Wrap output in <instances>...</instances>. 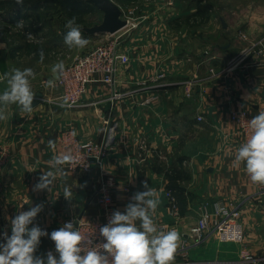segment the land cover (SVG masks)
<instances>
[{
	"label": "crops",
	"instance_id": "0c3cea01",
	"mask_svg": "<svg viewBox=\"0 0 264 264\" xmlns=\"http://www.w3.org/2000/svg\"><path fill=\"white\" fill-rule=\"evenodd\" d=\"M178 13L166 23L156 15L153 21H134L131 35L118 51L113 86L90 84L76 108L54 103L62 94L58 79L54 88L46 86L54 77L51 67L58 61L45 59L37 66L36 79L31 80L35 93L31 115L12 105L6 109L7 119L0 121V234L7 231L11 235V219L41 204V212L29 227L38 226L49 234L71 218L102 219L105 211L98 201L101 188L95 175L86 176L65 166L68 175L63 179L57 176L51 191H34L33 186L43 171L50 170L54 156L70 154L59 140L63 133L72 132L81 143L101 144L117 123L116 141L105 149L103 159V171L118 183L112 211L123 213L127 203L134 202V194L144 191L142 182L147 181L159 194L154 217L157 227H174L181 235L173 264H244V250L239 246L213 236L198 243L192 233L202 217H217L219 204L243 212V246L264 247L260 234L264 186L253 183L244 165L234 162L241 141L232 119L242 110H250L254 116L264 111V55L246 48L228 64L215 67L218 58L211 56V48H193L196 41L187 29L174 31L175 20L189 14ZM94 37L88 38L90 43L83 50L64 52L52 40L47 45L54 55L62 51L68 64L67 59L75 53L86 54L98 45ZM161 74L165 78L155 83ZM189 83L194 86L190 94ZM5 87L6 82L0 83V92ZM117 94L124 97L119 100ZM183 158L186 161L181 165ZM176 166L189 171L190 177L180 183V189L172 190L166 172ZM64 187L73 192L72 200L63 196ZM168 194L176 200L178 215L173 213ZM183 206L185 214L181 215ZM49 251L59 258L54 242L41 237L35 255L46 260Z\"/></svg>",
	"mask_w": 264,
	"mask_h": 264
},
{
	"label": "clouds",
	"instance_id": "9594fccd",
	"mask_svg": "<svg viewBox=\"0 0 264 264\" xmlns=\"http://www.w3.org/2000/svg\"><path fill=\"white\" fill-rule=\"evenodd\" d=\"M16 3L23 5V0H16ZM16 26L23 28V22H18ZM65 29L64 44L69 49L83 50L90 43L82 34L76 16L66 21ZM32 38L29 34L28 39ZM43 59L44 53L41 50L40 62ZM65 71L63 60L53 64L51 72L54 77L46 82V86L54 88V80L59 79ZM35 79L36 73L30 67L12 68L0 75V83L6 82V87L0 92V121L7 119L6 109L12 105H16L22 114L31 115L35 99L31 80ZM59 106L70 108L72 104L65 98ZM248 127L250 135L237 148L234 162L237 166L244 165L253 183L264 186V111L252 117ZM49 147L54 150L55 144L50 141ZM75 162L70 154L54 156L49 161L50 170L40 174L33 190L51 191L57 176L63 179L68 175L65 166ZM142 186L144 191L134 194V202L127 203L123 213L114 211L109 222L100 227V235L105 240L102 244L105 254L94 248L85 250L82 247L85 237L74 228L72 222H66L50 234L38 226L29 227L41 212V204L11 219V235L7 231L0 234L3 241L0 242V264H173L181 235L174 227L168 230L157 227L154 217L160 204L159 194L147 181L142 182ZM63 196L72 200L73 192L69 187L63 188ZM41 237H49L54 242L58 259L51 251L47 253L46 260L35 255Z\"/></svg>",
	"mask_w": 264,
	"mask_h": 264
},
{
	"label": "rangeland",
	"instance_id": "374dc122",
	"mask_svg": "<svg viewBox=\"0 0 264 264\" xmlns=\"http://www.w3.org/2000/svg\"><path fill=\"white\" fill-rule=\"evenodd\" d=\"M38 0H23V5L17 4L16 0H0V74L4 71H10L12 68L26 66L36 71L40 62V51L44 53L43 62L60 61L65 57L64 52H70L67 45L64 44V34L66 33L65 23L73 16L77 17V22L82 30L93 28L102 24L103 14L94 9L91 13L78 16L69 14L56 3L48 4L46 9L38 11H28L23 9L25 5H29ZM47 1V0H39ZM89 1V0H80ZM124 14V20H129L135 24L138 19H147L153 21V16H161L163 23L174 16V13L188 14L180 19H176L172 26L174 31L187 29L188 35L193 37L196 44L193 45L203 48H211L214 58L217 59L215 67H220L221 63L228 64L232 58L238 56L239 53L250 48L264 36V0H113ZM179 4L180 7H176ZM209 7L210 12L206 14L191 17L192 12L196 8ZM18 13H28L31 17L23 22V28H17V23L13 20V15ZM178 13V15L180 14ZM172 14V15H171ZM225 25V26H224ZM125 29L115 35L119 41L127 40L131 35L130 29ZM33 38L28 39V35ZM120 34V35H119ZM126 34V35H123ZM123 35V36H121ZM121 36V37H120ZM109 36H96L99 43L104 42ZM120 37V39H119ZM90 38V37H89ZM63 47L55 55V51L50 48L51 41ZM123 43V42H122ZM122 45V44H121ZM227 50H221V47H227ZM96 47V46H95ZM52 50V52H51ZM52 54V55H51ZM80 54L75 53L68 58V68L74 58ZM53 56V57H52ZM162 80H159L160 82ZM116 127L113 124L110 128ZM243 212L241 213L240 222L243 223ZM261 236L264 237V226L260 230ZM260 236V237H261ZM246 238V237H245ZM257 240V239H256ZM246 241V240H245ZM255 241V239L253 240ZM232 246H239L241 252L245 250L250 255L259 260V264H264V247L257 245H244L237 243H229ZM255 248V249H254ZM256 250V252H255ZM239 264V263H238Z\"/></svg>",
	"mask_w": 264,
	"mask_h": 264
},
{
	"label": "built area",
	"instance_id": "2783aa9c",
	"mask_svg": "<svg viewBox=\"0 0 264 264\" xmlns=\"http://www.w3.org/2000/svg\"><path fill=\"white\" fill-rule=\"evenodd\" d=\"M127 22L128 29L131 22L129 20ZM113 37L109 36L108 39L86 54H80L74 58L73 63L66 68V71L57 81L62 90V94L54 100L56 105L59 106L62 100L67 98L68 102L72 104L70 108H76L82 104L90 84L101 83L113 86L119 64L118 51L123 42H118V38ZM250 50H256L261 56L264 55V36L253 44ZM236 61V59L233 60L234 63ZM164 78L165 75L161 74L153 81L157 83ZM193 90V84H187V92L190 94ZM115 97L121 100L124 95L117 94ZM252 117H254V114L250 110H242L232 115L233 121L238 126L241 145L246 142L250 135L248 122ZM201 120H203L202 117L199 118V121ZM116 130V127L110 128L107 137L101 144L94 142L81 143L74 138L70 131L63 133L59 139L63 148L69 150L70 155L75 158L76 162L70 166V170L73 172H81L91 177L95 175L96 183L101 188L100 193L97 195L98 201L105 211L102 219L83 221L82 219L71 218L66 222H72L74 228L79 230L85 237L82 243V247L85 250L94 248L101 251L102 254H105L102 249V244L105 240L100 235L99 229L106 225L112 217L114 192L118 186L116 178L107 175L103 171V159L105 157V149L111 147L116 141ZM262 190L264 192V187ZM167 198L170 201L173 213L178 215L179 211L175 198L171 194H168ZM240 219V208L232 209L223 204H219L217 217L213 220L209 216L202 217L192 233L198 243L202 242L205 237L213 236L222 243L242 244L245 240V231ZM241 257L244 264H259V260L245 250L242 252ZM108 258L111 261V257L109 256Z\"/></svg>",
	"mask_w": 264,
	"mask_h": 264
},
{
	"label": "trees",
	"instance_id": "16d2710c",
	"mask_svg": "<svg viewBox=\"0 0 264 264\" xmlns=\"http://www.w3.org/2000/svg\"><path fill=\"white\" fill-rule=\"evenodd\" d=\"M56 3L59 5L63 10H65L69 16L73 15H78L82 16L88 13H91L94 9H96L89 1H80V0H47V1H36L33 2L29 5L23 6L25 10L28 11H38L40 9H46L48 4H53ZM209 7L205 6L202 8H196V11L192 14L191 17H197L206 14L207 12H210ZM13 20L16 22H21V21H27L30 19V15L28 13L21 14L18 13L16 15H13ZM78 24H82V22H77ZM82 34L86 37L89 38L90 35L85 32V30H82ZM185 158L181 159L179 163L182 165L185 162ZM155 171H158L157 168H154ZM190 172L185 170L183 167L182 168H176L174 167L173 170L166 172V176L169 180V189L172 190H178L180 189V183L181 182H186L189 180L190 177ZM185 214V208L184 206L181 209V215Z\"/></svg>",
	"mask_w": 264,
	"mask_h": 264
},
{
	"label": "water",
	"instance_id": "95a60500",
	"mask_svg": "<svg viewBox=\"0 0 264 264\" xmlns=\"http://www.w3.org/2000/svg\"><path fill=\"white\" fill-rule=\"evenodd\" d=\"M89 2L103 14L101 25L85 29L90 36H115L128 27L123 11L113 0H89ZM228 48L229 46L223 49Z\"/></svg>",
	"mask_w": 264,
	"mask_h": 264
}]
</instances>
